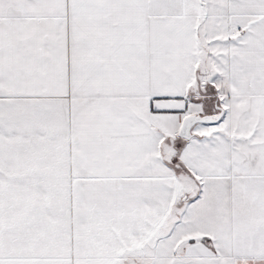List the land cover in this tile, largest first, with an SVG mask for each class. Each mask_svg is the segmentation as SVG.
Listing matches in <instances>:
<instances>
[{
	"label": "snow or ice",
	"instance_id": "1",
	"mask_svg": "<svg viewBox=\"0 0 264 264\" xmlns=\"http://www.w3.org/2000/svg\"><path fill=\"white\" fill-rule=\"evenodd\" d=\"M0 264H264V0H0Z\"/></svg>",
	"mask_w": 264,
	"mask_h": 264
}]
</instances>
